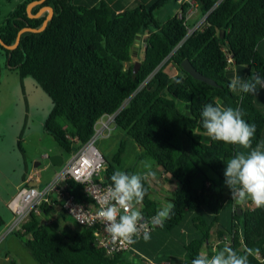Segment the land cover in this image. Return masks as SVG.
<instances>
[{
  "label": "trees",
  "instance_id": "trees-1",
  "mask_svg": "<svg viewBox=\"0 0 264 264\" xmlns=\"http://www.w3.org/2000/svg\"><path fill=\"white\" fill-rule=\"evenodd\" d=\"M32 1L37 0L17 5L0 26L4 45H12L20 29L41 26L46 11L37 18L26 15L25 7ZM168 1L138 2L118 12L103 1L87 5L44 0L30 9V15L50 8L45 28L21 33L12 50L0 47L4 66L20 79L31 78L47 96L50 109L42 130L67 156L90 139L101 117L115 114L113 129L134 142L139 159L151 160L165 180L175 184L168 201L175 205L171 218L162 227L153 224L149 233L156 229L173 244L179 241L176 255H184L182 264H191L198 254L211 256L226 245L241 254L250 248L249 264H264L254 256L264 257V209L237 204L224 183V162L238 151L236 145L212 141L200 119L208 103L240 108L245 121L256 125L253 147L260 144L264 114L255 105L257 95L244 94L241 99V94L230 91L229 83L230 66L246 68L244 78L253 73L264 76V57L254 50L264 38V0H193L197 18L191 26L183 19L186 4L180 6V18L176 13L164 20L154 17ZM171 2L176 11V0ZM136 35L144 36V43L138 42L141 59L132 73V65L124 68V64L130 61ZM183 60L215 86L183 72ZM163 62L174 65V76L164 72ZM176 79L182 84L177 85ZM123 148L120 142L109 161L102 157L98 178L103 185L111 186V175L121 170ZM205 171L217 182L209 181ZM194 179H198L195 185ZM67 183L65 191L75 201L88 202L79 185ZM145 186L148 194L139 208L145 219L153 220L159 208L150 198L147 182ZM45 205H40L41 213L55 208ZM58 212L62 219L67 216ZM37 217L30 214L22 232H13L36 264H116L119 255L131 253L136 244L106 256L94 245V229L78 225L58 241Z\"/></svg>",
  "mask_w": 264,
  "mask_h": 264
},
{
  "label": "rangeland",
  "instance_id": "rangeland-1",
  "mask_svg": "<svg viewBox=\"0 0 264 264\" xmlns=\"http://www.w3.org/2000/svg\"><path fill=\"white\" fill-rule=\"evenodd\" d=\"M23 1L25 0H0V26L4 24L5 19L15 7ZM173 13H175V10L170 0L155 13L154 17L164 20ZM196 18L197 13L191 16L187 24L191 26ZM143 39L144 36L138 37L141 46L144 43ZM140 59L141 50H132L130 61L124 64V68L127 65L133 66ZM163 65L164 72L168 76L176 74L174 65L171 62L163 63ZM49 109V99L31 78L20 79L15 72L5 68L4 57L0 51V264H36L22 245V240L14 237L13 233H6L13 221V216L7 207V200L13 193H17L21 186V178L27 173L34 171L43 184L53 178L60 167L49 165L47 162L48 157L57 154L62 157L63 161L67 159V155L58 147L55 141L42 130V123L46 119ZM109 127V130L104 132L106 135L97 137L94 142L96 149L104 159L109 161L118 149L119 143L124 142L123 152L118 160L121 171L143 175L147 169H145L142 162L149 163L152 171L157 168L151 160L138 158L137 147L131 139L124 136L123 132L113 129L112 123ZM236 149L245 151L238 145H236ZM34 165L37 166L33 167ZM205 175L212 183L217 182L216 177L210 172L205 171ZM148 181L151 191L155 193L154 196L161 197L167 191V189H164L165 191L159 190L155 186L159 185L156 179L149 178ZM40 182L39 184L42 185ZM193 183L194 185L198 183V179H194ZM160 184H162L160 185L162 187L165 186L162 181ZM165 184H167L168 189L174 188L170 183ZM38 186L34 187L38 188ZM240 205L243 207V204ZM53 220L51 224L44 221L42 223L46 231L58 241H63L65 237H69L71 231L76 230L78 227L74 221L65 215L63 219L57 215ZM179 244L180 242L176 241L177 247H179ZM174 253L176 252H173L175 256ZM141 260H145V258H135L134 262L140 264Z\"/></svg>",
  "mask_w": 264,
  "mask_h": 264
},
{
  "label": "clouds",
  "instance_id": "clouds-1",
  "mask_svg": "<svg viewBox=\"0 0 264 264\" xmlns=\"http://www.w3.org/2000/svg\"><path fill=\"white\" fill-rule=\"evenodd\" d=\"M254 50H258V46ZM175 83L181 85L182 79H176ZM229 88L233 93L241 94V99L244 94L256 96L264 89V76L253 73L244 78L237 74L230 81ZM243 117L242 109L224 107L219 103L205 104L200 112L202 128L212 141L238 145L245 150L237 151L224 162V183L230 189L232 200L237 204L251 202L255 208L264 209V144L253 147L256 125L246 122ZM142 163L147 169L143 175L121 170L113 172L111 187L96 214L113 240L129 246L140 238L145 243L151 239L148 231H142L144 217L139 206L148 194L146 182L149 178L155 180L156 173L149 163ZM174 207V204H168L159 209L152 218L153 224L162 227L171 218ZM251 255L253 250L250 248L241 254L226 245L211 256L198 254L191 264H249Z\"/></svg>",
  "mask_w": 264,
  "mask_h": 264
},
{
  "label": "built area",
  "instance_id": "built-area-1",
  "mask_svg": "<svg viewBox=\"0 0 264 264\" xmlns=\"http://www.w3.org/2000/svg\"><path fill=\"white\" fill-rule=\"evenodd\" d=\"M176 4L178 5V10L175 13L178 18L181 17L180 6L183 4L187 5L183 14L185 22L196 13V4L193 0H176ZM202 20L201 18L192 28H188L186 35H189ZM226 61L231 62L229 56H227ZM114 115L103 116L99 119L94 126V133L90 139L74 153L67 156L66 161L62 163L60 169L47 183L38 186V188L34 187L37 186L35 175L33 173L25 175L22 185L7 204L13 216V221L6 233L22 232V225L27 221L30 214L39 216L41 214L40 205L45 203L46 207L53 206L63 211L77 225L94 229V245L102 250L106 256H112L128 249L129 245L113 240L110 234L105 232L104 222L96 215L111 186L103 185L98 178L99 172L103 169L104 161L94 142L97 137L106 135L104 132L109 130V125L113 123ZM68 180L81 187L80 191L83 197L88 199V202H77L71 194L65 191L68 188ZM243 207L251 210L255 206L249 202L243 204ZM152 226L153 220L144 218L142 231L150 232ZM254 256L259 262L264 260V257L258 254H254Z\"/></svg>",
  "mask_w": 264,
  "mask_h": 264
},
{
  "label": "crops",
  "instance_id": "crops-1",
  "mask_svg": "<svg viewBox=\"0 0 264 264\" xmlns=\"http://www.w3.org/2000/svg\"><path fill=\"white\" fill-rule=\"evenodd\" d=\"M101 1L106 2V4H108L110 7H112L115 11L119 12V11L124 10L125 8H129V7L134 6L138 2L142 3V4H147V3L151 2L152 0H74L75 3L87 4V5H94V4L101 2ZM257 46H258V50H256V51L258 52V54L260 56L264 57V38L258 43ZM257 46H256V48H257ZM245 71H246V68H244V67L236 68V67L230 66V72H231L233 77L237 74H239L241 77H244ZM255 105L264 114V89H261L259 91L258 95L256 96ZM263 142H264V130L262 131V134H261L260 144H262ZM55 155H57V154H55ZM55 155H53V156H55ZM63 162H65V160ZM36 166L37 165H34L33 167H36ZM154 171L156 173L155 179L159 183V185H155V186L159 190L167 189V191L164 190L165 194H163L161 197L154 196L155 193L153 191H151V186L149 184V181H147V183L149 185V189H150V198L153 201H155L157 203V207L159 209H161V208L168 205V203H169L168 201H169V198L171 196L173 189L175 188V184L170 183L171 186L174 188L168 189L167 184H165V183H169L168 181L165 180V179H167V177L160 174L158 167L155 168ZM31 173H33L35 175L34 171H32ZM35 178L37 179V185H40L39 184V182H40L39 178L36 175H35ZM21 180H22V178H21ZM22 181H21V184H22ZM161 181L165 186H163V187L160 186V185H162V184H160ZM41 184L43 185V183H41ZM168 191H171V192H168ZM15 194L16 193H13L10 196V198L7 200V202H9L15 196ZM158 201H161V202H158ZM58 213H59L58 208L55 207L52 210H50L49 212H46V213L42 212L37 218L40 220L41 223H42V221H44L45 223H48V221H51V223H52L54 221L53 219L55 217H57ZM45 218H47V219H45ZM0 223H1V221H0ZM156 232H157L156 229L153 230V232H151V234H150L151 239L147 243H145L144 240L136 243L133 246V249H131V253L125 252V253L119 255V257L116 261V264H136L134 262L135 258H138V259L145 258V260H141L140 264H182L184 261V258H185L184 255L183 254L176 255V253H174L175 256L173 255V252H176V250H177L176 240H174L175 242L173 244L171 242V240L166 238L165 234L158 233V232L156 233ZM5 261H7V259H5Z\"/></svg>",
  "mask_w": 264,
  "mask_h": 264
},
{
  "label": "water",
  "instance_id": "water-1",
  "mask_svg": "<svg viewBox=\"0 0 264 264\" xmlns=\"http://www.w3.org/2000/svg\"><path fill=\"white\" fill-rule=\"evenodd\" d=\"M44 0H37V1H32V2H29L26 7H25V12H26V15L28 18H37L39 17L43 12L46 11V15L44 17V20L41 24V26L38 28V29H31V28H22L20 29L17 33H16V37H15V41L12 45L10 46H7V45H4L1 41H0V47H2L3 49L5 50H12L16 47L17 43H18V39H19V36L21 33L23 32H26V31H29V32H40L42 31L46 24H47V21L50 19V17L52 16V11L50 8L48 7H41L38 9V11L34 14V15H30V9L35 6V5H40ZM223 32H220V34L222 35ZM138 35H136L134 41H133V45H132V50H136L137 47H138ZM139 67V62H136L133 64L132 66V73H135L136 70L138 69ZM180 68L183 72H185L187 75H189L191 78L195 79V80H199L203 83H206L210 86H215V83L200 75L199 73H197L192 67L191 65L189 64L188 61L186 60H183L181 63H180ZM47 162L49 165L51 166H56V167H60L62 165V157L59 156V155H55V156H51V157H48L47 158ZM238 214H239V211H238Z\"/></svg>",
  "mask_w": 264,
  "mask_h": 264
}]
</instances>
